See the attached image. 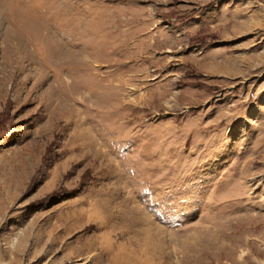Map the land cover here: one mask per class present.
<instances>
[{
  "label": "rangeland",
  "instance_id": "obj_1",
  "mask_svg": "<svg viewBox=\"0 0 264 264\" xmlns=\"http://www.w3.org/2000/svg\"><path fill=\"white\" fill-rule=\"evenodd\" d=\"M1 193L0 264H264V0H0Z\"/></svg>",
  "mask_w": 264,
  "mask_h": 264
},
{
  "label": "bare ground",
  "instance_id": "obj_2",
  "mask_svg": "<svg viewBox=\"0 0 264 264\" xmlns=\"http://www.w3.org/2000/svg\"><path fill=\"white\" fill-rule=\"evenodd\" d=\"M126 25V24H125ZM125 33V32H124ZM123 36V35H122ZM123 41V40H122ZM156 41V40H155ZM155 44H156V42H155ZM154 44V45H155ZM158 46V45H157ZM156 46V47H157ZM155 47V46H154ZM100 60H99V58L96 60V62H99ZM98 66L99 65H97V68H98ZM226 72V71H225ZM100 73V72H99ZM96 75H97V73H96ZM99 78V77H98ZM99 90V89H98ZM95 94V93H94ZM99 94V93H98ZM2 196V193H1V195H0V197ZM21 244V243H20ZM56 244H57V241H51V243H50V245H49V250H48V252H52L55 248V246H56ZM18 256V255H17ZM69 257V254L68 253H64L62 256H61V258L62 259H65V258H68Z\"/></svg>",
  "mask_w": 264,
  "mask_h": 264
}]
</instances>
